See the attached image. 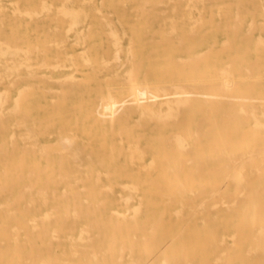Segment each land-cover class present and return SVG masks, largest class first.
I'll list each match as a JSON object with an SVG mask.
<instances>
[{"label": "rangeland", "instance_id": "rangeland-1", "mask_svg": "<svg viewBox=\"0 0 264 264\" xmlns=\"http://www.w3.org/2000/svg\"><path fill=\"white\" fill-rule=\"evenodd\" d=\"M43 1L44 0H0V43L7 42L13 38L23 56L25 58H30L34 74L30 77L21 79L15 84H11L7 78L0 81V97L5 95L8 96L5 110L10 114L5 117L4 121H0V242L3 243H0V264H7L8 262V264H19L24 262V260L29 257V254H31L32 257H29L30 260L28 264H33V261L36 264H40L43 260L51 262L56 257L60 260V264H77L78 256H70L69 250L73 245L78 243L77 237L80 231L86 227V225H91V222L92 225H96V222H99V224L102 223L100 224L101 228L91 231L90 235L93 240L106 251L110 245L111 237H113V233H115L112 229V225L116 223V221L122 222L124 217H122V214L127 216V223L131 227L138 223L142 227L145 226L143 228L144 230L149 220L154 221L162 219L164 220L163 222H165V227L171 232L176 233L179 224V221H177L174 215L177 204L171 207H166L163 204V187H165L168 182L178 183L183 182V179H185L186 181L184 180V182L188 184L205 183L209 186L211 184L217 185L218 183L217 186L223 190L225 194L229 195V193H231L230 195H234L235 188L232 181L230 182L228 180L229 183H224V181H227L223 176L225 170L224 164L229 162L228 156L230 154H238L243 149L255 150V148L262 149V147H264V128L262 126V128H254L256 120L253 115H248V120H246L245 115H243V117L241 115L243 114L241 110L245 106L250 112H253V105H251V107L249 105L252 104V100H254V108H257V110L254 111L255 117L257 121L259 120L264 126V115H262L264 114V112L262 113V111H264V0H192L193 2L191 0H178L179 2L170 0V3L169 0H164V4L161 3V0H45V8H41ZM146 1H148V3L145 4ZM156 3L161 5H156ZM236 3L239 4L238 8L240 9H237ZM142 7L145 8L143 9ZM64 12L81 14V21L70 31L68 30V24L72 19L61 18L60 16ZM237 13L239 15L236 18L235 14ZM104 18L108 19L110 24L118 30L122 39L121 45L123 49H127L132 42L133 45L136 46V31L141 27L144 28V34L146 36L143 37L144 45L142 54L131 58L123 67L120 65L119 70L122 69L120 73L121 75H125V73L132 68H136L140 78L144 76L149 77L151 96L153 97L154 94L159 97H155L157 98L155 99L156 102L153 100L155 105L153 104V106L150 107L154 111L160 114H166L168 113V108L171 107L167 104L163 105L161 102H163L164 97L162 96V98H160L159 92H156L164 83L158 81L156 78L157 74L163 77L167 75V73L173 70L175 71L176 68H182L183 66V62L178 60L177 67L175 64H172L171 67H167L170 57L174 58V60H181L184 58L186 61L187 58H193L194 56V60L192 59L190 65L197 66L199 76L194 75L195 78L191 82L194 84H202L201 87L207 94L212 93L213 95H220L221 98L215 95V99L216 101H226L224 105L222 104L223 102L219 103L215 101V105L213 100L210 101L214 99L213 96H210L212 97L210 98L209 95H196L195 97L197 100L194 98L192 99L194 101L179 108L177 120H161L157 115H148L144 109H137L136 101L129 91L128 84L121 81L120 78L115 77L113 69L101 66L102 60L112 55L115 51L109 28L104 24ZM252 18L254 20H252ZM251 22L252 24L255 22V26L252 25L255 30L253 31L252 29L248 33ZM141 23L143 26L140 25ZM189 23L197 24L194 34H190L189 32L191 29V24ZM173 24L178 28L182 36L183 42L181 46L178 44V39L170 38L168 39L169 41H167V38L165 39V37H163L166 32L171 30ZM55 30H58L59 35L54 33ZM258 38H260V42H258ZM226 40H228L230 44L227 42L228 44L226 43L223 45L222 43ZM61 41H65V47L60 45ZM261 41H263V43ZM226 45L230 47H226V49ZM204 51H208L207 54ZM202 52L205 53L204 57H202L204 54H202ZM164 54L170 57H165ZM199 54L202 56L201 58L198 56V59L196 55ZM56 58H58L57 61L55 60ZM196 58L199 62H197ZM253 61H256V63ZM231 62L233 63L232 66H228L232 71L229 81L231 84V91L219 93L222 87L221 85L226 81V77L218 70H222V68L225 69ZM251 62L254 63V65L252 64L253 68L250 67L251 65L249 63ZM59 63L61 64L57 69L54 65ZM41 64H43V67L46 65H51V67L42 68ZM241 66L243 67L241 68ZM246 67L249 69L252 68V70L248 71L249 69L247 70ZM189 70L191 71L192 69L190 68ZM204 73L206 76L203 78L202 76ZM67 77L72 78L75 83L77 82L76 86H70V89H68L69 86H60L55 81ZM170 82L174 83L173 79L170 80ZM236 82L238 85L235 84ZM218 83H221V85ZM248 85L250 86L249 88H247ZM64 87L67 88V90ZM218 87H220V89H218ZM233 87L234 89H232ZM50 89L52 92L57 90L58 94L57 92L52 93L51 91H47ZM60 92H63V95ZM223 93L227 99L222 96ZM229 93L231 95H229ZM247 95L249 96V100L244 98L248 97ZM110 96L121 103H125L124 100L127 98V103H133L132 101H134L132 104L133 107L130 106L131 103L124 104V108H129L128 110L131 111V115L128 116L129 118L125 117L122 111L118 118L110 113H102V107L99 108L100 102L103 98L104 102H101L102 106L105 104V100ZM231 97H241L236 98L240 100L243 97V100L247 101L233 100L234 98L232 99ZM62 98H65L64 101ZM228 99H231L233 103L229 104ZM15 101H17V104ZM121 103L119 106L123 104ZM261 103L263 107H261ZM241 105L243 106L242 109ZM17 106H19L20 111L18 115H14L11 112L16 110V108H18ZM229 106H232L231 109H229ZM208 108H212L213 111L210 110V112L207 110ZM236 110H239L238 113L233 115ZM142 111L144 112L143 114ZM207 111H209V115L208 113L206 114ZM228 111L230 113H228ZM98 113L103 115L101 116ZM224 114L232 115H230V117L224 116ZM104 115H110V117H106L107 119L105 122ZM111 116L116 119L114 118L113 121ZM221 117L224 119L222 120ZM199 118H204L205 120ZM18 119L25 120L26 124L17 126ZM199 120H204L202 121V125L200 124L201 122L198 123ZM215 120L216 126L214 124ZM1 124L3 126H1ZM197 124H199L198 126H202L199 132V139L193 134ZM209 127L210 129L207 131ZM29 130H33L34 133L32 140L29 136ZM229 131L231 132L229 133ZM244 131L247 133L244 134ZM177 132L183 137L185 134L184 138H186L188 145L190 144L189 148L192 149L190 155L195 156L200 153V155H204H201L203 161L199 158L192 163L187 162L181 166L180 159H183L185 155L179 151L178 144L176 140H174L176 136H178L175 135ZM256 133H258V135ZM13 134L14 136H12ZM64 136L70 137L75 141L73 143L74 150H79L80 146L83 148V152L81 153L80 151L81 156L79 154L81 160H84H79L81 168H77L74 165V159H67L68 156H65L67 154H65L66 152L60 144L61 142H59V139H62ZM12 138H14L13 143L11 141ZM220 142L232 143H230L229 147H223L226 149V156H223V154L221 156L216 151L217 145L221 147L219 145ZM111 144H114V146L111 147ZM194 144L196 146H194ZM13 146L14 150L12 151ZM128 148H130V150ZM134 149H139L140 151L142 149L141 152H144L142 167L130 160V154ZM172 149L174 150L172 151ZM60 150H62V152ZM89 154L91 155L89 156ZM206 155H210L211 158L206 157ZM163 158L167 160H163ZM168 159L174 160V163ZM99 161H104L102 162L104 164L98 163ZM198 165L199 167L200 165L201 167L203 166V169L197 168ZM180 166L183 167V170L180 169ZM91 167L93 171H91ZM213 167L216 168L214 169ZM211 168L214 170L221 168V171L218 170L215 172L213 169L210 171ZM196 169L197 172L199 170L204 171H199L200 173H197L195 172ZM178 170L182 171L180 172ZM29 171L34 172L32 176ZM67 171V178L61 179L59 175L66 174ZM209 171L211 173H209ZM190 172H192V174ZM28 173L30 174V179L27 177ZM97 173L101 175L98 182H96ZM91 174L92 176H90ZM18 176L20 179H18ZM88 178L90 179L88 180ZM155 178L156 184L152 182ZM12 181L15 185L12 190L8 192L3 187L10 185ZM83 181L84 183H82ZM54 183H57L58 186ZM95 184L101 187L111 185L114 194L111 192L99 195L91 193ZM124 184H126V186L129 185V187L139 184L135 201H133L130 207H127L121 199L128 194V191L122 188ZM223 184H226L225 186L227 187L224 186L225 188H223ZM25 185L29 186L28 188H33L32 193H27L26 196L21 198L19 197L9 206L10 202L19 196V192L23 187L25 188ZM160 186H162V188H160ZM257 186H264V179L258 181ZM111 187L108 189H111ZM82 188L87 189L82 191ZM54 189L56 190L54 191L55 193H53ZM67 192H69V194ZM75 193H77V195H74ZM119 194H121L122 197ZM87 195L91 196L88 197ZM104 199H106V201ZM102 200L105 201V204L104 202L101 203ZM87 202H92L93 205L92 203L90 204L92 207H96V204L99 205V203H101L100 205H103L104 208L93 212L94 210L87 209ZM160 202L162 203L160 204ZM140 204H142L140 213L133 216V218H129V216L133 215L134 208L140 207ZM78 205L80 207H78ZM56 207H59V210L57 209L56 211L53 209ZM74 207L77 210H81V217L74 219L75 217L72 215L63 226V216L67 214L68 209V212L73 214ZM127 209H130V212L127 213ZM11 211L12 213H10ZM86 211L88 212L87 215L85 214ZM112 211H116V213L118 211V214L120 213L121 215L119 214L118 217V214H112ZM46 212L52 219L48 220L44 218ZM162 212L164 216H161ZM55 214H57V216ZM41 216H43L44 222H42L41 219H36V217L40 218ZM17 218H19V222ZM32 218L36 219L39 225L45 226L49 232L46 235L38 236L32 229L31 221H29ZM26 219L30 223L27 224L28 221L26 222ZM169 219L170 221H168ZM23 224L26 225L29 230H26ZM74 224L76 226H74ZM235 224V219H232L227 230H225L224 227L219 229V233L225 235V240L229 245H231L233 239H231L232 235L236 232ZM15 225L24 226V228L21 226L24 230H19L18 235L17 230L20 228ZM61 225L62 227H60ZM13 226L14 228L17 227V229H14ZM11 227L14 230H12ZM73 227H76V229H73ZM60 228H62V231L57 234ZM25 230L28 231L31 236H28V232L26 233ZM31 231L34 232V235ZM140 233L142 234V229L138 235ZM98 234H100V236ZM8 235H11L10 238H8ZM16 235L18 236L16 239L20 243L19 253L16 249L13 250L15 246L14 237ZM54 236H56V239ZM184 238V235L171 236L160 244H157V242L153 240L150 244L155 248L151 254H142L141 251H139V246L136 248V254L141 257L143 264H157L160 260V253H164L165 245L167 246L165 251L168 249L170 250V248H182L185 244ZM116 239L118 243H121L123 241V236L118 234ZM50 241L51 244H49ZM168 242L170 244H168ZM5 243L8 244L6 245ZM23 243H25V247ZM30 245L33 246V248ZM57 245L59 248L56 249ZM83 247L87 249L83 250ZM83 247H79L80 249L75 247V249L81 253H83V251H91V247L88 245ZM51 248L52 250L50 252ZM1 252L6 254L3 255ZM47 252L51 254L49 255ZM38 253H40V255L42 254V256L35 258L34 256L38 255ZM12 254L14 255L13 257ZM1 255L3 257H1ZM26 255H28V257ZM116 256L115 253L114 257ZM10 259H12L11 263ZM146 259L150 262L152 260V262L147 263L149 261ZM111 262L109 258L102 260V264H112ZM92 264L96 263L93 262ZM119 264H125V262ZM235 264L241 263L240 261H235Z\"/></svg>", "mask_w": 264, "mask_h": 264}, {"label": "bare ground", "instance_id": "bare-ground-1", "mask_svg": "<svg viewBox=\"0 0 264 264\" xmlns=\"http://www.w3.org/2000/svg\"><path fill=\"white\" fill-rule=\"evenodd\" d=\"M44 1L42 2V5H41L42 7L41 8H43V7L45 8ZM161 1L160 2L164 4V0H161ZM172 1L174 2V0H172ZM177 1L178 0H176V2ZM238 2H240V1H238ZM146 3H148V1H146L145 4ZM158 3H159V1H158ZM158 3H156V5ZM169 3H170V0H169ZM158 5H161V4H158ZM238 5L239 4H237L236 7H237V9H240V8H238ZM133 10H134V8H133ZM36 12H37V10H36ZM235 15H236V18H237V16L239 14L237 13ZM60 17L61 18H71L72 19V21L68 24V30L69 31L72 30L81 21V14L80 13H75V14H72L71 13L70 14V13L64 12ZM50 18H52V17H50ZM236 18H235V21H236ZM239 18H240V16H239ZM103 20H104V24L106 25V27L109 28V32H110V35H111V41L113 43V46L115 48V51H114V53L112 55H109V56H107L106 58H104L102 60L101 66H103L105 68L113 69L114 76L120 78L121 81H124L125 83L128 84L129 91L134 96V100L136 101V105H137L136 107H137V109H144V111L148 115H151V114H154V116L157 115L159 117V119H161V120H166V119H168V120L169 119H172L173 120V119H176L179 116L178 115V113H179L178 110H179L180 107H182V106H184L186 104H189L191 101H194V100H192L194 98L197 100V98L195 97L196 95L202 94L203 96L204 95H209V97L210 96H213L214 99H211L210 101L213 100L214 104L216 105V103H215V101H216L215 95L216 94L215 95H213L212 93H208L207 94V93L204 92V89L201 87L202 84H194V83L191 82L195 78L194 75L199 76V72H198L197 66H195V65L194 66L193 65L191 66L190 65L192 59L194 60V56H193V58H189V59L187 58V60L185 61L184 58H182L183 60L182 59L181 60L180 59L174 60V58H171L169 55H165L164 54L165 57L166 56L170 57V60H169L168 64L166 63L167 64V67H171L172 64H175V66L177 67L179 61H182L183 62V66H182V68H176L175 71L173 70L172 72L167 73V75H165L163 77H161L160 74L159 75L157 74V77H156L159 82H161V81L164 82L161 85L160 89H158L157 91L155 90V91L156 92H159V94L161 96L160 98H162V96L164 97L163 102H161L163 105H166L167 104V105L171 106L170 108H168L169 109L168 110V113H166V114H160L159 112H156L152 108H150L156 102L155 99H157V98H155V97H158V96H156L154 94H153V97L151 96L150 88H149V86H150L149 85V77L148 76H144L143 78H140L139 77L138 70L136 68H132L130 71L126 72L125 75H121L120 70H122V69L119 70L120 65H121V67H123V65H125L127 62H129L131 60V58H134L137 55L140 56L142 54V48H143V45H144V39H143V37L146 36L144 34V28L141 27V28H139L136 31V36H137L136 42H137V45L134 46L133 45V42H132L127 47V49H123V47L121 45V40L122 39L120 37V34L118 33V30L116 28H114L110 24V21L108 19L104 18ZM252 20H254V19L252 18ZM200 22H202V21H200ZM218 23H220V22H218ZM254 23L253 24H252V22L250 23L251 26H250V30L248 28V33H249V31H251L253 29V26L252 25L255 26ZM189 24H191V26H190L191 29L189 30V32H190V34H194L196 32L197 24H192V23H189ZM140 25L143 26L142 23ZM240 25H241V21H240ZM160 26H161V24H160ZM234 26L236 27V24ZM171 27H172L171 30L168 31V32H166V34L163 37H165V39L167 38V41H169L168 39H170V38L178 39V44H180V46H181L183 41H182V36H181L178 28L174 24ZM1 29H2V27H1ZM254 30H255V28L253 29V31ZM48 33H49V31H48ZM54 33L55 34H58V30L57 31L55 30ZM106 33H108V32H106ZM190 34H188V35H190ZM153 35H154V33H153ZM247 35H249V34H247ZM151 40H153V39H151ZM259 40H260V38H258V42H260ZM227 42H229V41L226 40L222 44L225 45ZM261 42L263 43V41H261ZM229 44H230V42H229ZM60 45L62 47H65V41H61L60 42ZM213 45H214V43H213ZM263 46H264V44H263ZM51 47H52V45H51ZM212 47H211V49H212ZM226 47L229 48L230 46H227L226 45L225 48ZM37 48H38V46H37ZM223 48H224V46H223ZM211 49H209V50H211ZM221 49H222V47H221ZM29 50H30V48H29ZM153 51H151V52H153ZM204 52H202V54ZM207 52H205V53L207 54ZM205 53L203 54V56L200 55L201 53L199 55H196V56H197V58H198V56H199V58H201V56L204 57ZM197 58H196V60H197ZM55 60L57 61L58 58H56ZM142 61H143V58H142ZM184 61H185V63H184ZM256 61H257V59H256ZM256 61H253V62L256 63ZM197 62H199V61L197 60ZM253 62L249 63L251 65L250 67H252V64L254 65ZM60 64L61 63H59L57 65H54V66L58 69V67L60 66ZM139 64H140V62H139ZM232 64L233 63L231 62V63H229V65H227V66L225 65L226 66L225 69L222 68V70H218V71H220V73L222 72L224 74L223 76L226 77V81L224 82V84L221 85V83H218L219 85L222 86L221 89H220V87H218V89H220L219 90V93L220 92L221 93L222 92H226V91L229 92V90L231 91V84H230L229 81H230V78H231V75H232V71L230 70V68L228 66H230V65L232 66ZM41 65H39V66H41L42 68L51 67V65L50 66L49 65L48 66L46 65L44 67H43V64H41ZM242 67L243 66H241V68ZM190 68L192 69L191 71L189 70ZM252 68L249 69L248 67H246L247 70L249 69L248 71L252 70ZM60 69H61V67H60ZM215 70H216V68H215ZM35 71H36V69H35ZM32 75H34V74H33V68H32V65H31V62H30V58H28V57L25 58L23 56V54L18 49L17 44L14 42V39L11 38L7 42L0 43V81L1 80H4L5 78H7L10 81L11 84H15V83L19 82L21 79L26 78V77H30ZM205 76H206V74L204 73L202 77L204 78ZM36 77H38V76H36ZM172 79H173L174 83L173 82H170V80H172ZM49 81H51V80H49ZM55 81L60 86H69L68 89H70V86L71 87L76 86V83H77V82L75 83V81L72 78H68V77L65 78V79H58V80H55ZM235 84H237V82ZM249 87L250 86L248 85L247 88H249ZM155 88H159V87H155ZM65 89L67 90V88H65ZM232 89H234V87ZM47 91H51V89L50 90H47ZM62 91H64V90H62ZM55 92H57V90H55ZM60 93H62V95H63V92H60ZM57 94H58V92H57ZM210 94H212V95H210ZM229 95H231V94L229 93ZM216 96H220V95H216ZM222 96H224V93L222 94ZM19 97H20V94H19ZM210 98H212V97H210ZM220 98H221V96H220ZM224 98H226V97L224 96ZM231 98L232 99L234 98L233 100H240V99H236V98H241V97H231ZM244 98L249 100V96L248 97H244ZM244 98L242 97L241 100H243ZM256 98H257V96H256ZM64 99H63V101H64ZM15 100H16V98H15ZM102 100H101V102H104V99L103 98H102ZM126 100H124L125 103L122 102L123 103L122 104L121 102L115 100L113 97L110 96V97H108L105 100V104H103L102 106H101V102H100L99 108L102 107V113L103 114H109L110 113L111 115L116 116L118 118V117H120L119 115H120V113L122 111V112H124L123 113L124 116L125 117H128V116L131 115V111L128 110L129 108L127 109V108H124V107H125L126 104H128V103L130 104L131 102H128L127 103ZM153 100H155V102H153ZM198 100H200V99H198ZM228 100H229L228 101L229 104L230 103H233V101L231 99H228ZM256 100H259V99H256ZM7 101H8V96L5 95V96L0 97V121H4L5 120V117L7 115H10L9 112H7L5 110V104L7 103ZM53 101H54V99H53ZM243 101H247V100H243ZM253 101L254 100H252V104L249 105L250 107H251V105H253L252 106L253 107L252 108V111L253 112H250L246 108V106L243 108V106H242L243 104H242L241 105L242 106L241 109L242 108L243 109L241 110V112L243 114H241V115H242V117H243V115H245L246 117L245 116L244 117L246 118V120H248V118H247L248 115H250V114L253 115L254 118H255V120H256V123L254 124L255 126L253 125L254 128L255 127L256 128L257 127L258 128L259 127L260 128H262V127L264 128V126L262 125L263 123H261L259 120L257 121V119L255 117V112L254 111H256L257 108H254V102ZM15 102L17 104V101H15ZM132 102L134 103V101H132ZM216 102H219L220 103V102H223V101L218 100ZM224 102H226V101H224ZM224 102L222 103L223 105H224ZM120 103L122 104L121 106H119ZM133 103L130 104L131 107H133L132 106ZM242 103H245V102H242ZM206 104H207V102H206ZM163 105H160V106H163ZM260 105H261V107H263V104L262 103ZM17 107L18 108H16V110H14L13 112H11L14 115H18V113L20 111L19 106H17ZM59 107H61V106H59ZM74 107H76V106H74ZM231 107L232 106H229V109H231ZM201 108H202V106H201ZM258 109H259V107H258ZM97 110H99V109H97ZM207 110L213 111L212 108H210V109L208 108ZM209 111H207L206 114ZM238 111L236 110L233 115H236V113H238ZM73 112H75V111H73ZM241 112H239V113H241ZM263 112L264 111H262V113ZM143 113L144 112L142 111V114ZM228 113H230V112L228 111ZM98 114L101 115V116L103 115V114H100V113H98ZM208 115H209V113H208ZM225 115L226 116H230L232 114H230V115L229 114H224V116ZM262 115H264V114H262ZM107 116L108 115L105 116L104 122L106 121V119H107L106 117ZM113 116H111V119L112 120L115 118ZM108 117H110V115ZM232 117H234V116H232ZM259 117H260V115H259ZM204 118H199V119H204ZM140 119H141V117H140ZM221 119L223 120L224 118L221 117ZM18 120L19 121H18L17 126H22V125H25L26 124V121L25 120H21V119H18ZM204 120H199L198 123L201 122L200 124L202 125V121H204ZM221 122H223V121H221ZM215 123H216V120H215L214 124ZM198 125L199 124H197V126L195 127L194 133H193V134L196 135V138L197 139H199V132H200V128L202 127L201 125L200 126H198ZM1 126H3V125L1 124ZM215 126H216V124H215ZM235 127H237V126H235ZM63 129H65V128H63ZM209 129H210V127L207 129V131ZM119 130H121V129H119ZM231 131H229V133ZM245 131L243 132L244 134L247 133ZM33 134H34L33 133V130H29V136H30L31 140H32V137H34ZM193 134H192V137H193ZM254 134H255V132H254ZM256 134L258 135V133H256ZM175 135H178V136H176V139H174V140H176V142L178 144V149H179V151H181L183 153V155H185V157L183 159L182 158L180 159L181 160V166H183L187 162L188 163H192L196 159L197 160L199 158L201 159V157L204 156L202 154H201L202 155L201 156L200 153L199 154H196L195 156L190 155V152L192 151V149L189 148V145L190 144L188 145V143L186 141V138H184L185 137V134H184V137L181 136V135H179V132H177V134H175ZM12 136H14V134ZM253 136H255V135H253ZM14 138H12V140H11L12 143L14 141ZM59 140H60L59 142H61L60 144L62 145L63 150L66 152L65 154H67L65 156H68L67 159L68 158L74 159V162H75L74 165L77 168H81V166L79 164V160H81V158H80V156H81L80 151L82 153L83 152V148L80 146L79 147L80 149L78 148L79 150H77L79 152H77L76 150H74L73 143L75 141L72 138H70V137L64 136L62 139H59ZM112 143H113V141H112ZM230 143L231 142H228V143H221L220 142L219 145L221 147H218V145H217V147L219 149L216 147V151L221 156H222V154H223V156H226L227 155V152H226V149L223 148V147H226V146L229 147ZM89 144H91V143H89ZM89 144H88V146H89ZM112 146H114V144H111V147ZM194 146H196V145L194 144ZM257 148H259V147H257ZM128 149L130 150V148H128ZM142 149H141V151H142ZM13 150H14V146H13L12 151ZM173 150L174 149H172V151ZM227 150L229 151V148ZM60 151L62 152V150H60ZM105 151H104V153H105ZM141 151L139 149H134L131 152V154H130V160L132 162L137 163L140 167L143 166L142 160H144V158H143L144 152L142 153ZM79 154H80V156H79ZM90 155L91 154H89V156ZM47 156H48V154H47ZM82 157H83V155H82ZM206 157L211 158L210 155L209 156L206 155ZM118 158H120V157H118ZM166 158H167V156H166ZM166 158H163V160L166 159ZM168 158H169V155H168ZM228 159H229V162L227 164L226 163L224 164L225 165V170H224L223 176L225 177V179H227V181H224V183H229V181L230 182L232 181V183L234 184V188H235L234 189V195H230L231 193H229V195L225 194L223 192V190H221L217 186L218 183H217V185L211 184L209 186H208V184H205V183H202V184L190 183V184H188L187 182H184L185 179H183V182H178V183H169L168 182V184L165 187H163V189H164L163 190L164 195L160 194V195L164 196L163 197V204L166 207H171L172 205L177 204V208H176V211L174 213L177 221H179V224H178V228H177L176 233H173L170 230H168V228L165 227V224H164L165 222H163L164 220H162V219L154 220V221H150L149 220L146 223L147 225L145 224L146 225V229H144V230H143V228L145 226L142 227L138 223L135 224L133 227H131L127 223V216L125 214H122V217L124 216L122 222L116 221V223H114L112 225V229H113V231L115 233H113L114 235H113V237H111L110 245H109V247L107 248L106 251H104L100 247V245L93 240V238L90 235L91 234L90 233L91 231H93L95 229H100L101 228V225L100 224H102V223L99 224V222H96V225H92V222H91V225H89V226L86 225V227H84L80 231V233H79V235L77 237V242L78 243L75 244V245H73V247H71L70 250H69L70 256L71 255L72 256L73 255L78 256V263L77 264H92L93 262H95L96 264H102V260H104L105 258L111 259V261H112L111 263L112 264H119L121 262H125V264H143V262L141 260V257L136 254V248L138 246L140 247V250L139 251H141L142 254L149 255V254H151L153 252V250L155 248L153 245L150 244L151 241L154 240L155 242H157V244H160L161 242L167 240L171 236L173 237V236L184 235V237H185L184 238L185 239V242L184 243L185 244L183 245V247L182 248H179V249H172V248H170V250L168 249L167 251H165V249L167 248V246L165 245L164 246L165 248H164V251H163L164 253H162V252L160 253V255H159V259L160 260H159V262L157 264H235V261H240L241 264H264V186H262V187H258L257 186L258 181L264 179V147H262V149H256L255 148V150H250V149L249 150H245V149H243L238 154H235V155L230 154L228 156ZM168 160H170V159H168ZM81 161H84V160H81ZM170 161L173 162L174 160L173 161L170 160ZM201 161H203V160L201 159ZM102 162H104V161H102ZM102 162L99 161L98 163L101 164ZM62 163H64V162H62ZM4 164L7 165L6 163H4ZM60 164H61V161H60ZM81 164H82V162H81ZM102 164H104V163H102ZM22 165H20V166H22ZM75 166H73V167H75ZM202 167H201V165H200V167L198 165L197 168L203 169ZM213 168L215 169L216 167H213ZM213 168H211L210 171H212ZM172 169H174V168H172ZM180 169L183 170V167H181ZM34 170H32V171H34ZM182 170H178V171L181 172ZM218 170L221 171V168L220 169H217V170H214V171L216 172ZM57 171H59V170H57ZM91 171H93V168L91 169ZM191 171H193V170H191ZM199 171L200 172L201 171L203 172L204 170H199ZM210 171H209V173H211ZM195 172H197V169L195 170ZM29 173L32 176L34 172H30L29 171ZM29 173H28V176H27L28 179H30L29 178L30 177V174ZM99 173H97V175H96V177H97V181L96 182H98V180H100V176L101 175H99ZM190 173L192 174V172H190ZM67 175H68V171H67L66 174L59 175V177L61 179H66L67 178ZM69 175H70V173H69ZM106 175L108 176L107 173H106ZM90 176H92V174ZM109 176H110V174H109ZM11 178H12V176H11ZM60 178H58V179H60ZM126 178H127V176H126ZM156 178L154 179V181L151 179L152 182H154V184L157 183V182H155ZM18 179H20V177ZM89 179L90 178H88V180ZM54 180H51V181H54ZM80 180H82V179H80ZM80 180H77V181H80ZM59 182H57V183H59ZM57 183H54V184L56 185ZM82 183H84V181ZM14 185L15 184L12 181V183H10V185H6L3 188L6 189V191L10 192L12 190V188L14 187ZM124 185H122V188H124L125 190H127L128 191V194L125 197H122L121 194H119V195L122 197L121 199L123 200V202L125 203V205H127V207H130L132 205L133 201H135V196H136V193L138 191V185L139 184L138 185L135 184V186L130 185L132 187H129V185L126 186V184H124ZM225 185L223 184V188L227 187ZM26 186L27 185H25V188L23 187V189L19 192L20 193L19 196H17L16 199H14L12 202H10L9 206L11 204H13V202L15 200H17L19 197L21 198V197L26 196L27 193H29V194L32 193V189L33 188H28L29 186H27V187ZM37 186H38V184H37ZM57 186H58V184H57ZM109 186L111 187V185H107V186H105L107 188H105V187H101L98 184H95L93 186V190H92L91 193L96 194V195L97 194L99 195V194H102V193H108V192L113 193L112 192V188L113 187H111V189H108V188H110ZM87 188H84V189L82 188V191L85 190V189H87ZM160 188H162V186H160ZM4 189H2V190H4ZM46 191H47V188H46ZM54 191H56V190L54 189L53 190V193H55ZM79 192H81V191H79ZM67 193L69 194V192H67ZM153 193H154V191H153ZM74 195H77V193H75ZM87 196L90 197L91 195H87ZM104 200L106 201V199H104ZM104 200H102L101 203L104 202V204H105V201ZM46 201H48V200H46ZM83 201H85V200L83 199ZM85 203H86V201H85ZM91 203L87 202V205H88L87 206V209L88 210H94L93 212H95V210L96 211H99V210H102L104 208L103 205H100L101 203H99V205L96 204V207L90 206ZM161 203L162 202H160V204ZM111 204H113V203H111ZM92 205H93V203H92ZM141 205L142 204L139 205L140 207H135L134 208L133 215L132 216H129V218H131V217L133 218V216H136L138 213H140V211H141ZM32 207H34V206H32ZM78 207H80V206L78 205ZM30 208H31V206H30ZM68 208H69V204H68ZM53 209H55L57 211V209L59 210V207H56V208H53ZM27 210H28V208H27ZM27 210H25V211H27ZM39 210H40V208H39ZM68 211H69V209L67 210V214H65L63 216V218H62V222H63L62 225L63 226L68 221V219H69L70 216L73 215L75 217V218L73 217L74 219H77V218L81 217V213H80L81 210H77L75 207H74L73 214H70V212H68ZM14 212H16V211H14ZM128 212H130V209H127V213ZM10 213H12V211ZM87 213L88 212L86 211L85 214L87 215ZM114 213H116V211H112V214H114ZM7 214H8V212H7ZM46 214H47V212H46ZM46 214H45L46 217L44 216V218H47L48 220L52 219L51 216H49L48 214L46 215ZM116 214H118V211H117ZM119 214H118V217H119ZM9 215H11V214H9ZM55 215L57 216V214H55ZM162 215L164 216L163 212L161 213V216ZM53 216H54V214H53ZM42 217L43 216H41L40 218L39 217L38 218L36 217V219H41V221L44 222V220H43ZM34 218H32L33 220L32 219L29 220L32 223V229L38 234V236L39 235H46L49 231L45 228V226L43 227V226L39 225V223L37 222V220L34 219ZM17 219H18V222H19L20 221L19 218H17ZM232 219H235L236 232H235V234H233L234 236L232 235L231 239L232 238L233 239H232L231 245H229L226 242V240H225V235L219 233V229L221 227H224V229L227 230L229 228V224H230V221ZM25 221L27 222L28 220L26 219ZM29 221L27 222V224L30 223ZM168 221H170V219ZM23 225H21L23 228L25 226V229L26 230H29V229H27L28 227H26V225H24V226ZM62 225L60 227H62ZM70 225H71V223H70ZM15 226H17V225H15ZM21 226H17L18 228H20V229L17 230L18 232L16 231L17 232V235L19 234V230L22 229ZM74 226H76V225L74 224ZM17 227L14 228V226H13L14 229H17ZM13 228H12V230H14ZM70 229H71V227H70ZM73 229H76V227H73ZM141 229H142V234L141 233L139 234L141 236V240H140V236L138 235V233L140 232ZM23 230L24 229H22V231ZM54 230H55V228H54ZM54 230H53V232H54ZM56 230H58V229H56ZM60 231H62V228H60L57 231V234H59ZM27 232L28 231H26V233ZM31 232L34 235V232L33 231H31ZM10 233H11V231H10ZM118 234H120V235L123 236V241L121 243H118V241L116 239ZM17 235L14 237L15 238V246H14L13 250L16 249V251L19 253V251H20V243L16 239V237H18ZM27 235L28 236H31L29 234V232L27 233ZM98 235L100 236V234H98ZM10 236L8 235V238H10ZM55 237L56 236H54V238ZM52 239H53V237H52ZM57 240H58V238H57ZM10 241H11V239H10ZM10 241H9V243H10ZM0 243H2V242H0ZM5 244L7 245L8 243H5ZM24 244L25 243H23V245ZM49 244H51V241H50ZM168 244H170V243L168 242ZM58 245L56 246V249L59 248ZM87 245L89 247H91V251H89V252L83 251V253H81L77 249H75V247L76 248L77 247L79 248V247H83V246H87ZM41 246H42V244H41ZM59 246H61V245H59ZM24 247H25V245H24ZM31 247L33 248V246H31ZM47 249H46V251H47ZM84 249H87V248L86 247H83V250ZM8 250H9V248H8ZM51 250H52V248L50 249V252H51ZM30 253H32V252H30ZM115 253L117 255L116 257H114ZM4 254H6V253H4ZM13 256L14 255L12 254V257ZM26 256L28 257V255H26ZM39 256H42V254L40 255V253H38V255H36L34 257L37 258ZM1 257H3V256L1 255ZM29 257H32V255L29 254ZM29 257L26 260H24V262H21L19 264H28V261L30 260ZM157 258H158V256H157ZM12 259H10V263L12 262L11 261ZM146 260H148V259H146ZM151 262H152V260H151ZM151 262L149 261L147 263H151ZM33 264H36V263L33 261ZM40 264H60V260H58V258L56 257L51 262L46 261V260H43Z\"/></svg>", "mask_w": 264, "mask_h": 264}]
</instances>
